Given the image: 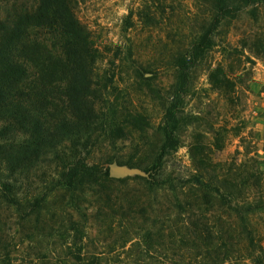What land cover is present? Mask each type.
Instances as JSON below:
<instances>
[{"label":"rangeland","instance_id":"1","mask_svg":"<svg viewBox=\"0 0 264 264\" xmlns=\"http://www.w3.org/2000/svg\"><path fill=\"white\" fill-rule=\"evenodd\" d=\"M141 5L156 14V25L142 29L132 16V26L123 31L127 15ZM13 7L30 10L36 0H0V19ZM75 13L104 54L96 68L100 78L114 76V102L108 97L112 103L95 104L94 127L85 134L79 114L60 90L47 104L23 98L22 106L38 119L52 147L17 169L19 150L5 146L11 158L0 159V264H206L188 244L187 215L179 213L175 203L189 187L178 186L202 173L224 199L264 206V7L246 8L221 21L213 45L190 69L178 146L164 159L160 177L170 179L175 191L165 186L150 191L144 179L163 142L160 121L176 84L173 52L199 34L206 4L76 0ZM51 31L29 28L12 52L14 59L26 63L28 53L21 46L43 44L59 51L58 45L52 46L58 39ZM140 65L136 76L129 67ZM31 80L24 79L17 85L20 91L12 93L29 94ZM110 122L115 127L102 128ZM65 131L79 132L85 144L68 141ZM71 152L107 174L112 164L137 172L118 178L108 174L106 180L71 188L57 186ZM193 155L204 157L203 171ZM204 217L213 234L217 220L237 232L234 215L224 208L213 207ZM248 219L264 248V212L255 210Z\"/></svg>","mask_w":264,"mask_h":264},{"label":"trees","instance_id":"2","mask_svg":"<svg viewBox=\"0 0 264 264\" xmlns=\"http://www.w3.org/2000/svg\"><path fill=\"white\" fill-rule=\"evenodd\" d=\"M203 1L207 6V16L198 28L199 34L183 48L176 46L173 52L176 84L160 121L163 142L154 162L147 168L144 179L150 191L164 186L172 191L176 188L170 179L160 177L164 159L176 152L178 146L177 134L181 128V111L189 86L190 69L213 45L221 21L234 18L246 8L255 10L264 7V0ZM75 4L76 0H36L35 8L27 10L13 7L0 19V159L10 160L9 150L5 146L10 149L15 146L20 152L15 163L17 169H23L26 164L31 163L32 157L35 159L38 154L52 147L50 143H46L38 119L32 117L22 106L23 98L35 103L41 99L47 104L60 90L66 97L67 104L79 114V126L85 134L94 127L92 122L96 114L95 104L114 102L110 98L116 90L113 87L114 76L104 74L100 78L96 68L103 61L104 54L77 17ZM130 14L123 26L125 32L132 26V16L136 17L142 29H153L157 23L156 14L151 13L144 5L136 8L131 16ZM31 27L52 29L51 32L58 39L52 46L58 45L59 51L51 50L43 44L41 48L21 46L25 55L28 54L26 63H19L12 52L17 45L22 44L26 31ZM131 52V47L128 46V59L131 58ZM140 68L141 65L129 67L136 76H140ZM27 77L32 79L29 94L22 95L17 91L12 93L15 89L20 91L17 85ZM61 82L64 83L62 88L59 85ZM108 97L110 101H107ZM116 112L114 109L112 116ZM108 127H115L114 122L107 123L102 128ZM65 134L72 143L84 145L86 142H80L82 136L79 132L65 131ZM191 159L199 171L204 170V157L193 155ZM62 165L63 171L56 185L65 188H71L74 184L96 183L106 180L108 176L107 171L101 170L96 164L89 165L79 153L71 152ZM179 185L180 189L189 187L182 200L176 198L175 207L179 213L187 215V241L195 256L207 261L206 264H264V248L253 236L248 219L255 210L264 212V206L238 204L232 202L230 197L224 199L217 187L203 179L202 173L191 175ZM2 188L6 191V199L11 202L7 188ZM41 200L42 198L35 200V204L38 205ZM213 207L215 210L224 208L234 215L236 233L226 230V224L221 220H217L218 231L215 234L209 230L204 214Z\"/></svg>","mask_w":264,"mask_h":264},{"label":"water","instance_id":"3","mask_svg":"<svg viewBox=\"0 0 264 264\" xmlns=\"http://www.w3.org/2000/svg\"><path fill=\"white\" fill-rule=\"evenodd\" d=\"M135 172H137L136 169L119 167L116 164H112L109 167L108 174H109L110 177L118 178V177H123L125 175H129V174H132V173H135Z\"/></svg>","mask_w":264,"mask_h":264}]
</instances>
